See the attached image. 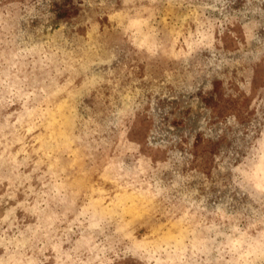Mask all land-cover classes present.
<instances>
[{
	"label": "rangeland",
	"instance_id": "374dc122",
	"mask_svg": "<svg viewBox=\"0 0 264 264\" xmlns=\"http://www.w3.org/2000/svg\"><path fill=\"white\" fill-rule=\"evenodd\" d=\"M0 264H264V0H0Z\"/></svg>",
	"mask_w": 264,
	"mask_h": 264
}]
</instances>
